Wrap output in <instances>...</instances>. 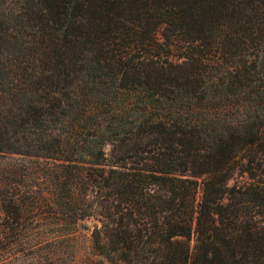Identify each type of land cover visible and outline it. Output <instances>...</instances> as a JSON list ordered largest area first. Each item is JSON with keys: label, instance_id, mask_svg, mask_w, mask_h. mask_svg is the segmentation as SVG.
Here are the masks:
<instances>
[{"label": "trees", "instance_id": "1", "mask_svg": "<svg viewBox=\"0 0 264 264\" xmlns=\"http://www.w3.org/2000/svg\"><path fill=\"white\" fill-rule=\"evenodd\" d=\"M91 216L81 264H264V0H0V252Z\"/></svg>", "mask_w": 264, "mask_h": 264}, {"label": "rangeland", "instance_id": "2", "mask_svg": "<svg viewBox=\"0 0 264 264\" xmlns=\"http://www.w3.org/2000/svg\"><path fill=\"white\" fill-rule=\"evenodd\" d=\"M105 151H109V147H105ZM27 160L24 159L20 162H26ZM242 178L239 177L238 172L234 173L233 178L231 179L230 183L234 181H241ZM96 225H100V222L97 217L91 216L89 218H85L79 221L76 231H75V238L72 241L73 247H68L70 254L65 255L62 257V260L67 264H81L82 259H85L86 256H91V234L93 229ZM54 239H49V243L54 245ZM1 245V244H0ZM21 248L11 249L9 252L1 251L0 252V264H26L22 261L27 254V250L25 252L18 251ZM14 252H19L18 259L13 257ZM41 254L46 255L45 252H41ZM15 256V255H14ZM83 262V261H82ZM48 264H55L51 261V258L47 259Z\"/></svg>", "mask_w": 264, "mask_h": 264}]
</instances>
